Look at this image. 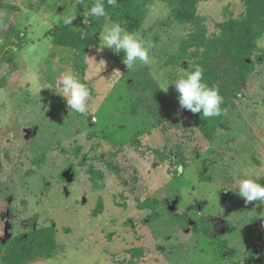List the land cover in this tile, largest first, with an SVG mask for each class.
I'll return each instance as SVG.
<instances>
[{
    "label": "rangeland",
    "instance_id": "1",
    "mask_svg": "<svg viewBox=\"0 0 264 264\" xmlns=\"http://www.w3.org/2000/svg\"><path fill=\"white\" fill-rule=\"evenodd\" d=\"M91 1L0 0L18 8L0 10V244L37 215L38 228H54L58 250L29 264H127L131 249L143 252L132 264H246L254 247L264 262V202L246 204L238 195L240 180L264 176V64L255 67L211 141L185 116L154 122L144 113L132 115L124 86L130 70H146L158 88L175 80L187 69L165 61L189 26L178 25L169 7L155 0L137 34L151 45L152 62L127 69L104 48V32L114 24L106 19L81 76L71 68L70 50L52 45L51 36L61 21L70 19L66 24L77 31L95 17ZM243 9L239 0H200L196 14L211 34L216 23L238 18ZM11 23L24 33L22 49H2L12 43L1 38ZM257 45V53L264 52V36ZM71 73L90 89L83 114L68 108L61 92V79ZM174 90L159 88L166 96ZM42 153L46 161L37 168L33 161ZM177 165L183 174H176ZM69 167L71 183L61 178ZM153 197L160 217L146 222L151 211L137 205ZM99 198L103 212L93 217ZM201 219L214 221L218 235H195L192 226ZM223 241L229 252L221 255ZM4 253L0 246V264H8Z\"/></svg>",
    "mask_w": 264,
    "mask_h": 264
},
{
    "label": "trees",
    "instance_id": "2",
    "mask_svg": "<svg viewBox=\"0 0 264 264\" xmlns=\"http://www.w3.org/2000/svg\"><path fill=\"white\" fill-rule=\"evenodd\" d=\"M159 1L169 7L170 14L178 25L189 26V32L179 40L177 47L165 61V65L182 67L187 71L194 70L197 65L202 67L204 82L209 87H216L223 97L221 104L223 112L220 116L206 119L199 113L192 114L190 111L182 110L176 91L174 90L169 96L164 95L146 70H130L131 72L125 78L124 86L130 94V111L135 116L138 115L137 113L147 114L154 119V122L160 119L176 121L180 116H185L207 141H211L218 130L225 128L229 113L235 108V101L243 98L248 78L255 71V67L264 64V52L257 53V42L264 36V0H239L244 8L242 14L238 18L229 17L223 22L216 23L215 32L211 34L207 32L205 19L196 14V7L200 0ZM96 2L97 0L91 1L93 6ZM154 2L155 0H115L114 3H109V0H103L107 13L105 17H89L87 23L77 31L61 21L53 30L51 43L56 47L70 50L71 68L73 72L83 76L86 71L85 55L100 36L105 20L109 19L126 31L138 34ZM0 10L18 11V8L8 3H0ZM2 36L13 43H6L3 50L14 46L16 50H19L25 46L24 33L18 30L14 23L7 26L1 38ZM21 39L22 43L19 42ZM123 55V52L116 55L111 49L108 52L109 59L126 68L122 63ZM10 59L11 56L8 57V63ZM8 65L9 68L12 66V71L16 69L11 63ZM29 129L33 128L29 127ZM45 161V153H42L33 163L40 168ZM107 165L113 173H120L116 165L111 163ZM71 172L74 173L73 167ZM90 172L93 180L99 178L100 172ZM256 182L264 184V176ZM254 202L260 206L264 200ZM158 204L154 197L138 203L137 207L140 210L151 211L145 219L146 222L160 217ZM102 212L103 201L99 198L92 216L96 217ZM167 216L182 219L185 227L190 225L186 217L175 215L173 212H167ZM36 222L37 215H33L23 224L24 232L12 237L8 234L5 241L0 244L5 250L4 255L8 264H29L47 260L58 250L54 228L51 226L38 228ZM192 231L195 235L201 232L206 238H214L218 235L215 222H205L202 219L199 225L192 226ZM228 252L227 245L223 241L219 253L224 255ZM129 253L131 259L127 264H132V258L139 259L143 255L141 249H131ZM244 262L264 264L255 247L244 257Z\"/></svg>",
    "mask_w": 264,
    "mask_h": 264
},
{
    "label": "clouds",
    "instance_id": "3",
    "mask_svg": "<svg viewBox=\"0 0 264 264\" xmlns=\"http://www.w3.org/2000/svg\"><path fill=\"white\" fill-rule=\"evenodd\" d=\"M115 0H109L114 3ZM89 13L97 18L107 15L103 0H97L94 6L89 9ZM66 23H71L67 20ZM104 48L111 49L116 55L123 52L122 63L127 69H132L138 62L148 65L152 62L150 56L151 45L135 33H130L119 24H112L103 35ZM104 65V62L101 61ZM160 80V77H157ZM169 85H174L178 94V103L182 110L190 111L192 114H201L204 118L220 116L223 112L221 104L223 97L216 87H209L204 82V70L199 65L192 71L180 70L175 80H164L159 84V88L167 92ZM60 88L63 96L66 97L67 107L74 113L83 114L88 108L87 101L90 97L89 88L78 79L75 73L66 74L60 81ZM176 174H183V165H177ZM238 195L242 197L246 204L253 201L264 200V184L257 183L252 179L239 181Z\"/></svg>",
    "mask_w": 264,
    "mask_h": 264
},
{
    "label": "water",
    "instance_id": "4",
    "mask_svg": "<svg viewBox=\"0 0 264 264\" xmlns=\"http://www.w3.org/2000/svg\"><path fill=\"white\" fill-rule=\"evenodd\" d=\"M63 178L66 180V182L71 183L72 182V174L69 173V171L64 172Z\"/></svg>",
    "mask_w": 264,
    "mask_h": 264
},
{
    "label": "flooded vegetation",
    "instance_id": "5",
    "mask_svg": "<svg viewBox=\"0 0 264 264\" xmlns=\"http://www.w3.org/2000/svg\"><path fill=\"white\" fill-rule=\"evenodd\" d=\"M71 170H72V167H71V168L69 167V168H68L67 170H65L64 172L69 171V173L72 174V181H73V179H74V173H72ZM64 172L61 174V178L63 179L64 182H66V180L63 178V174H64ZM5 239H6V238H5ZM5 239H4V241H5Z\"/></svg>",
    "mask_w": 264,
    "mask_h": 264
}]
</instances>
